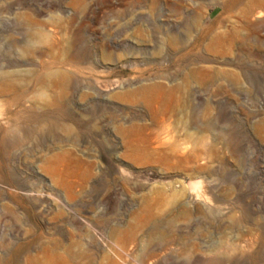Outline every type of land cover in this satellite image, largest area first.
I'll return each mask as SVG.
<instances>
[{
  "label": "rangeland",
  "instance_id": "1",
  "mask_svg": "<svg viewBox=\"0 0 264 264\" xmlns=\"http://www.w3.org/2000/svg\"><path fill=\"white\" fill-rule=\"evenodd\" d=\"M0 264H264V0H0Z\"/></svg>",
  "mask_w": 264,
  "mask_h": 264
}]
</instances>
